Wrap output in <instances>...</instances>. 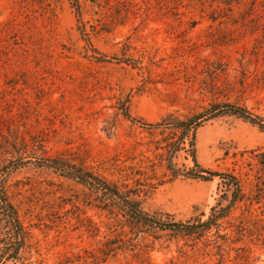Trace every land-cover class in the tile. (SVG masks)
<instances>
[{
	"label": "rangeland",
	"instance_id": "rangeland-1",
	"mask_svg": "<svg viewBox=\"0 0 264 264\" xmlns=\"http://www.w3.org/2000/svg\"><path fill=\"white\" fill-rule=\"evenodd\" d=\"M0 264H264V0H0Z\"/></svg>",
	"mask_w": 264,
	"mask_h": 264
},
{
	"label": "trees",
	"instance_id": "trees-1",
	"mask_svg": "<svg viewBox=\"0 0 264 264\" xmlns=\"http://www.w3.org/2000/svg\"><path fill=\"white\" fill-rule=\"evenodd\" d=\"M237 113H241V115H243L242 113L243 112H240V111H237ZM233 183V182H232ZM114 194H117L116 192H114ZM7 207L9 209H11V215H10V218L14 219V211H13V207L10 205V204H7ZM126 211H128V214L131 215L132 217L134 218H137V219H143V216L140 214V212H133L132 210L130 209H127Z\"/></svg>",
	"mask_w": 264,
	"mask_h": 264
}]
</instances>
